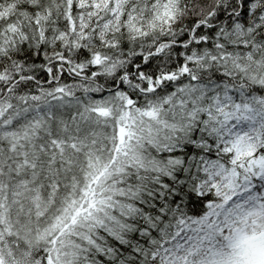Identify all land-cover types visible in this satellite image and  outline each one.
<instances>
[{
    "label": "snow or ice",
    "instance_id": "6c2138e0",
    "mask_svg": "<svg viewBox=\"0 0 264 264\" xmlns=\"http://www.w3.org/2000/svg\"><path fill=\"white\" fill-rule=\"evenodd\" d=\"M0 264H264V0H0Z\"/></svg>",
    "mask_w": 264,
    "mask_h": 264
}]
</instances>
